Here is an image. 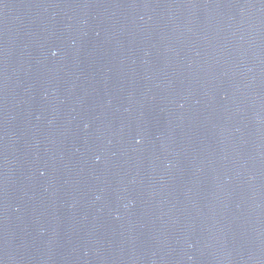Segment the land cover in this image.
<instances>
[{"label":"water","instance_id":"water-1","mask_svg":"<svg viewBox=\"0 0 264 264\" xmlns=\"http://www.w3.org/2000/svg\"><path fill=\"white\" fill-rule=\"evenodd\" d=\"M0 264H264V0H0Z\"/></svg>","mask_w":264,"mask_h":264}]
</instances>
